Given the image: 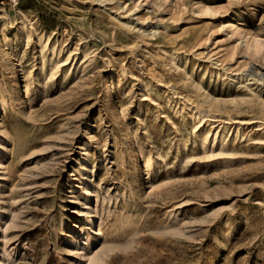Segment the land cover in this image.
I'll return each mask as SVG.
<instances>
[{"label": "rangeland", "instance_id": "rangeland-1", "mask_svg": "<svg viewBox=\"0 0 264 264\" xmlns=\"http://www.w3.org/2000/svg\"><path fill=\"white\" fill-rule=\"evenodd\" d=\"M255 76L264 0H0V264H264Z\"/></svg>", "mask_w": 264, "mask_h": 264}, {"label": "bare ground", "instance_id": "bare-ground-1", "mask_svg": "<svg viewBox=\"0 0 264 264\" xmlns=\"http://www.w3.org/2000/svg\"><path fill=\"white\" fill-rule=\"evenodd\" d=\"M94 1H97V2H102V0H94ZM236 34H239V32H235ZM253 43H252V46L251 47H249L248 49H251L252 50V54H259L260 53V51H261V49H262V44L259 42V41H257V40H253L252 41ZM258 74V73H257ZM252 75V74H251ZM248 76H250L249 74H247V75H245V78H244V75H242V76H239V77H236V79H238L237 81H236V84H238V85H240V86H242V88L243 87H249V86H251V84H249V83H245L246 81H249V80H254V78H251V79H248L247 77ZM250 77H254V76H250ZM256 77V76H255ZM258 77V78H257ZM256 77V79H255V82L253 83V84H257V82L258 81H260V82H263L264 83V79L262 78V77H260V76H257ZM247 78V79H246ZM260 85V84H259ZM249 91H254L255 89H251V88H249L248 89ZM25 91H27V89H25ZM27 95V94H26ZM208 115H205V114H201L200 115V119H203L204 117H207ZM5 132H7V133H9L7 130H5V128L3 129ZM1 168V167H0ZM86 194L87 195H89L87 192H86ZM87 210V209H86ZM86 213H89V212H86ZM90 224H93V220L91 219L90 220ZM75 244H76V242H74ZM78 246V248L77 249H79V250H81V248H80V246L79 245H77ZM78 255H80V254H78Z\"/></svg>", "mask_w": 264, "mask_h": 264}]
</instances>
